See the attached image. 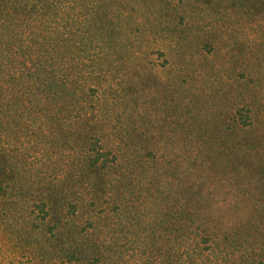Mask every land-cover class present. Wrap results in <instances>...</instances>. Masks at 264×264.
<instances>
[{
    "label": "rangeland",
    "instance_id": "obj_1",
    "mask_svg": "<svg viewBox=\"0 0 264 264\" xmlns=\"http://www.w3.org/2000/svg\"><path fill=\"white\" fill-rule=\"evenodd\" d=\"M262 1L107 0L132 51L86 107L123 178L70 218L72 135L40 101L8 141L25 174L0 203V264H264Z\"/></svg>",
    "mask_w": 264,
    "mask_h": 264
},
{
    "label": "trees",
    "instance_id": "obj_2",
    "mask_svg": "<svg viewBox=\"0 0 264 264\" xmlns=\"http://www.w3.org/2000/svg\"><path fill=\"white\" fill-rule=\"evenodd\" d=\"M107 5V0H0V135H8L0 143V203L25 174L21 166L15 165L17 174L13 169L18 157L9 163V142L14 135H30L22 128L24 116L40 101L57 108L56 119L51 117L62 123L58 135H72L73 152L61 156L59 204L70 218L78 217L85 203L93 207L111 196L107 190L113 192L123 178L117 156L102 144L99 120L86 107L89 92L119 64L118 50L126 56L132 51L121 42L117 9L106 11ZM211 245L212 252L219 251L217 243ZM77 254L70 252L68 261L80 260Z\"/></svg>",
    "mask_w": 264,
    "mask_h": 264
}]
</instances>
